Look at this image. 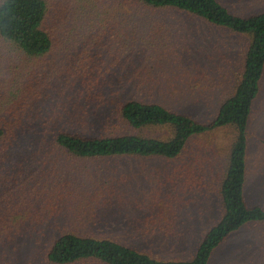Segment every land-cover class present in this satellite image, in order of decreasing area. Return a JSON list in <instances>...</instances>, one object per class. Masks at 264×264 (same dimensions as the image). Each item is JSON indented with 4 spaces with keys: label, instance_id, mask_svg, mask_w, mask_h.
I'll list each match as a JSON object with an SVG mask.
<instances>
[{
    "label": "trees",
    "instance_id": "trees-1",
    "mask_svg": "<svg viewBox=\"0 0 264 264\" xmlns=\"http://www.w3.org/2000/svg\"><path fill=\"white\" fill-rule=\"evenodd\" d=\"M158 14L175 21L195 19L247 39L241 70L235 73V88L219 104L209 122L173 112L155 102L130 99L128 94L133 92V85L143 84L141 75L131 73L132 77L127 79L129 73L115 71V62L107 65L109 57L101 60L100 55L92 53L103 36L115 34L116 18L126 17L131 23L149 22L153 21L151 15ZM85 36L94 40L83 42ZM0 37L35 64L45 63L58 54L63 62L60 68L66 71L59 81L79 85L66 98L68 103L64 100L60 103L64 107L56 103V95H46L49 96L46 115L41 117L38 108L35 116L47 122L36 128L29 125V105L36 96L34 74L28 73V82L7 105L8 111L0 112V237H24L25 241L37 242L44 249V264H209L213 252L231 234L249 224L264 225V207L249 205L244 194L253 115L256 106L264 101L260 87L264 75V13L239 16L222 0H1ZM129 47L121 53H129ZM190 50L186 48L183 52ZM131 52L118 65L124 58L130 63L135 57L142 59L136 48ZM85 57L89 61L87 66ZM148 65L153 70L150 62ZM182 69L183 76H195L194 69ZM150 81L156 84L157 80L150 78ZM102 120L105 121L101 123ZM99 122L105 127L91 133V126ZM225 128L233 130V139L223 171L213 174L222 210L190 260H156L109 238L83 236L67 228L58 229L56 237L49 234L53 224L45 222L47 216L39 207L45 211L49 207L59 210L61 206L53 203L64 202L49 197L45 189L49 184L43 182L41 175L45 180L54 178L57 182L69 179L70 173H74L73 159L135 157L173 162L184 155L192 138ZM148 129H169L172 137L167 141L146 137L143 133ZM25 135L32 139L21 150V138ZM23 163L34 168L31 173L22 172ZM182 176L188 178L183 173ZM196 179L194 174L190 178L195 193L208 184ZM169 200L170 197L165 203Z\"/></svg>",
    "mask_w": 264,
    "mask_h": 264
},
{
    "label": "rangeland",
    "instance_id": "rangeland-1",
    "mask_svg": "<svg viewBox=\"0 0 264 264\" xmlns=\"http://www.w3.org/2000/svg\"><path fill=\"white\" fill-rule=\"evenodd\" d=\"M222 1L239 16L264 13V0ZM149 18L153 21L131 23L126 17L116 18L113 21L117 22L115 34L103 36L99 44L93 46L92 53L96 57L100 55L101 60L109 57L107 65L115 62V71L129 73L127 79L131 73L141 75L143 84L133 85V92L128 94L130 99L155 102L173 112L209 122L216 115L219 104L235 88V73L241 70V55L248 46L247 39L191 18L175 21L169 16L163 19L159 14ZM89 40L94 37L85 36L83 42ZM127 47L129 53L123 55L121 51ZM134 48L141 52L142 59L135 57L130 63L124 58L118 65ZM186 48L191 49L190 53L183 52ZM154 54L158 56L152 59L150 56ZM148 59L152 60L146 62ZM149 62L153 66L151 71ZM61 63L62 58L55 53L47 62L35 64L0 37V112L8 111L7 105L28 82V73H32L36 98L29 105V125L37 128L38 124L47 122L35 114L39 108L41 117L46 115L49 96L56 95L57 104L63 100L68 103L66 98L79 88L73 81L72 84L59 81L66 76V71L60 68ZM88 63L86 60L85 66ZM183 67L185 71L194 69L195 76H183L185 73H180ZM150 78L157 80L156 84H152ZM260 87L264 95V75ZM98 124L100 122L91 126V133L105 127ZM252 125L244 194L249 205L264 207V101L256 106ZM144 132L146 137L161 141L172 137L169 129ZM31 139L28 135L21 138V150ZM232 139L233 130L225 128L189 141L185 156L204 157V164L197 167V173L208 184L204 188L207 191L199 196L190 186V177L182 176L178 161L175 167L174 161L155 158L73 159L74 173H70L69 179L57 182L54 178L45 180L41 175L43 182L49 184L45 187L49 197L64 202L53 203L61 206L59 210L49 207L45 211L39 205V211L47 216L45 222L53 224L49 234L56 237L60 233L58 229L67 228L83 236L109 238L156 260H190L204 233L219 219L222 207L217 181H211L210 176L215 168L217 175L223 171ZM21 169L28 174L34 168L23 163ZM195 170L194 165V175ZM169 197L172 201L165 203ZM23 238L0 240V264H44L41 245L26 239L27 244ZM209 264H264V225L249 224L231 234L213 252Z\"/></svg>",
    "mask_w": 264,
    "mask_h": 264
},
{
    "label": "crops",
    "instance_id": "crops-1",
    "mask_svg": "<svg viewBox=\"0 0 264 264\" xmlns=\"http://www.w3.org/2000/svg\"><path fill=\"white\" fill-rule=\"evenodd\" d=\"M187 146L185 147V152H184V155L176 160H174L175 162V167L177 166V161L179 162L178 163V166H179V169L181 171V174L184 173V174H188L189 176L188 177H192L193 175V166L195 165L196 166V170H195V175L197 176L198 179L196 180H202V177L200 175H198L197 173V167L199 166H202V164H204L202 161V158L204 157H198V156H195V157H192V156H189V157H186L185 154H187ZM217 165V164H216ZM214 172L215 173H211V176H210V180L213 181L214 178H213V174H216L218 173L216 168L214 169ZM203 191H207V190H202L201 192H196L195 194H197V196H199V194H201Z\"/></svg>",
    "mask_w": 264,
    "mask_h": 264
}]
</instances>
